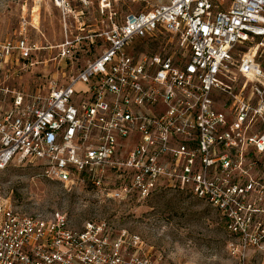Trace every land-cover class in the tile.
<instances>
[{
    "label": "built area",
    "instance_id": "2783aa9c",
    "mask_svg": "<svg viewBox=\"0 0 264 264\" xmlns=\"http://www.w3.org/2000/svg\"><path fill=\"white\" fill-rule=\"evenodd\" d=\"M52 1L63 43H32L28 28L37 26L25 20L17 40L0 42V169L38 165L44 178L87 183L127 204L187 190L224 219L237 264L250 255L264 264V0H171L121 20L111 0H99L108 22L74 40L66 18L84 0ZM88 27L96 25L77 29ZM161 36L164 46L141 50ZM48 49L66 62L99 55L67 85L10 88ZM115 223L78 231L61 211L25 214L0 200V264H166Z\"/></svg>",
    "mask_w": 264,
    "mask_h": 264
},
{
    "label": "rangeland",
    "instance_id": "374dc122",
    "mask_svg": "<svg viewBox=\"0 0 264 264\" xmlns=\"http://www.w3.org/2000/svg\"><path fill=\"white\" fill-rule=\"evenodd\" d=\"M111 1L118 13V20L127 13H137L171 2L146 0L143 4L134 0ZM72 6L73 13L66 18L70 40L78 35H88L90 28L99 30L102 22H108L98 13L99 0H84ZM24 20L37 26V29L28 28L27 37L32 43L42 47L55 46L66 39L63 15L52 0H0V42L17 40ZM80 22L96 27H88L85 32H80L77 29ZM168 39L161 36L139 44L141 50H158ZM134 43H138V40ZM59 52V49L35 52L34 61L39 60V63L23 73L22 78L11 79L8 82L10 88L32 92L37 84L53 78H57L61 86L67 85L72 77L99 55V51L88 52L87 55L83 53L78 60L66 62L58 58ZM80 88L77 90L81 91ZM2 105L7 107L10 101ZM40 173L38 165L20 163L0 169V200L9 201L25 214L49 216L61 211L67 215L70 227L78 231L88 221L114 220L116 231L126 228L130 234L141 236L147 250L165 254L166 264H237L229 251L233 238L224 219L206 201L194 197L187 190L163 188L139 204L135 199L127 204L107 199L87 183L66 187L40 176ZM248 260L250 264H260L263 257L250 255Z\"/></svg>",
    "mask_w": 264,
    "mask_h": 264
},
{
    "label": "crops",
    "instance_id": "0c3cea01",
    "mask_svg": "<svg viewBox=\"0 0 264 264\" xmlns=\"http://www.w3.org/2000/svg\"><path fill=\"white\" fill-rule=\"evenodd\" d=\"M19 78H22V76H20Z\"/></svg>",
    "mask_w": 264,
    "mask_h": 264
}]
</instances>
